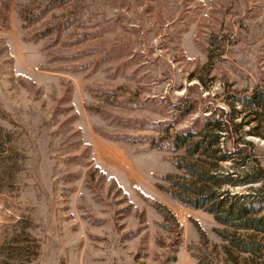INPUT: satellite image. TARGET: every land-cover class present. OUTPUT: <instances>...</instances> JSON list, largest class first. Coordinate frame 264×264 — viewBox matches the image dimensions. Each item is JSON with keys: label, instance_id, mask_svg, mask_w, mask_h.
I'll list each match as a JSON object with an SVG mask.
<instances>
[{"label": "rangeland", "instance_id": "374dc122", "mask_svg": "<svg viewBox=\"0 0 264 264\" xmlns=\"http://www.w3.org/2000/svg\"><path fill=\"white\" fill-rule=\"evenodd\" d=\"M258 84L264 0H0V264H250L165 176L223 116L218 191L264 207V138L228 102Z\"/></svg>", "mask_w": 264, "mask_h": 264}, {"label": "trees", "instance_id": "16d2710c", "mask_svg": "<svg viewBox=\"0 0 264 264\" xmlns=\"http://www.w3.org/2000/svg\"><path fill=\"white\" fill-rule=\"evenodd\" d=\"M228 102L234 112L238 111L236 105H241V111L250 116L246 123L254 122L250 132L264 138V84L256 85L250 92L231 93ZM230 127V121H225L223 116L209 115L204 118L200 129L189 128L176 133L171 140V150L184 149L191 157L202 154L209 156L210 160L197 158L178 162L190 177L181 181L169 175L165 178L171 182L169 192L177 200L212 213L218 223L233 229L220 233L229 242L225 249L230 260L248 254L244 261L264 264V243L256 241L253 234L242 236L238 233L240 230L264 233V207L253 201H244L237 195L229 198L218 191L225 184H238L230 174L217 173L220 163L232 156V151L225 146L226 140L233 137Z\"/></svg>", "mask_w": 264, "mask_h": 264}]
</instances>
